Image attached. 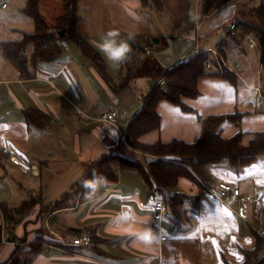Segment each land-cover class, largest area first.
Segmentation results:
<instances>
[{
  "label": "crops",
  "instance_id": "0c3cea01",
  "mask_svg": "<svg viewBox=\"0 0 264 264\" xmlns=\"http://www.w3.org/2000/svg\"><path fill=\"white\" fill-rule=\"evenodd\" d=\"M40 1L43 9L48 8ZM119 1L123 6V10H119L121 16L112 15L117 12L112 3L111 15L97 29H93L92 20L83 18L79 2L78 31L103 59L105 76L92 58L69 38L79 52L68 44L71 49L60 47L58 56L51 60L33 59V44H28L27 67L21 71L4 55L1 42L21 38L23 31L33 30L34 21L21 9L25 16L22 22L4 25L0 22V264L242 263L244 250L255 248L263 257L264 154L237 166L227 158L207 161L201 173L184 164L189 174L179 176L177 184L165 193L157 187L150 190L148 180L137 167L123 165L116 167L118 178L103 183L99 194L84 198L80 195L87 182L80 187L77 182L86 166L118 145L117 150L123 155L139 159L146 154L121 135H126L135 113L156 81L166 70L187 60L196 46L201 51H209L211 58L212 52L218 51L226 62L229 56L239 60L241 70L233 72L235 82L219 75L199 77L198 94L181 97L192 110L167 99L159 100L156 105L159 126L138 136V142L146 145L173 139L195 142L201 133L200 117L209 115L239 114L238 122L224 119L219 130L223 138L241 130V142L245 146L254 132L264 131V108L253 104L257 96L253 88L263 84L257 40L250 35L246 39L250 47L258 48L256 69L245 55L246 40H228L223 36L210 42L217 28L234 21L236 1L202 15L203 0H194L186 17L184 0H176L177 20L173 22L167 19L168 0H164L165 11L158 12L160 22L156 25L157 31L152 33L148 24H143L138 17V12L157 11L154 6H143L141 0ZM59 4L61 12L62 0ZM59 14L53 15L51 22ZM187 22H190L189 27H185ZM110 31L119 33L115 37L117 43H126L129 51L134 47L133 52L128 51L119 62L101 51ZM129 35L136 39H160L158 43L145 46L150 49V53H146L132 44ZM232 40L238 45L240 58L231 55ZM250 40L255 43L250 45ZM146 56L149 57L144 59L148 63L144 82L151 78L155 83L144 95L148 86L145 82L132 97L130 87L142 64L135 69L134 78L126 81L127 64L134 58L142 60ZM109 104L117 108L116 125L98 119ZM4 139L9 153L2 151ZM11 156L29 164L30 169L23 170L13 163ZM28 173L31 178L25 176ZM20 176L23 181H19ZM220 180L237 186L242 195L251 198L241 202L230 193L219 201L206 185ZM10 183H15L18 189ZM174 190L183 192L186 197L178 204H170L171 217L162 221L163 229L158 232L153 227V204L159 199L168 204ZM62 198H65L64 206L53 208L52 204ZM30 200L35 202L21 215V220L17 218L18 221L10 224L5 220L2 206L15 208ZM79 230L93 233L90 245L72 243L73 232ZM161 234L167 238L160 240Z\"/></svg>",
  "mask_w": 264,
  "mask_h": 264
},
{
  "label": "trees",
  "instance_id": "16d2710c",
  "mask_svg": "<svg viewBox=\"0 0 264 264\" xmlns=\"http://www.w3.org/2000/svg\"><path fill=\"white\" fill-rule=\"evenodd\" d=\"M79 1L80 0H62V11L55 17L54 21H48L41 10L40 0H26L22 9L24 13L32 17L34 27L31 31H23V35L19 39L3 40L1 42L4 55L13 62L21 71L25 70L28 63L26 47L28 44H33L31 56L33 59L51 60L60 53V46L57 43L59 37L69 38L79 45L82 51L92 58L93 62L98 66L100 73L105 76L106 71L104 61L96 50L91 46L87 39L82 35L77 28L79 20ZM143 6H154L157 12L165 11L164 0H141ZM194 0H184V14L187 17V10ZM236 0H203L202 15L209 14L220 8L221 6ZM240 11V10H239ZM236 10L234 23L236 28L226 33V36H231L234 39L240 38L244 40L251 33L257 36L260 61L261 62V77L264 86V0L259 5L248 7V9ZM255 14V18L251 14ZM248 16V17H247ZM232 23V22H231ZM230 24V23H229ZM224 25V28L228 27ZM190 22L185 23V27H189ZM65 29L66 35L60 36L57 30ZM132 44L140 46L143 52L145 46L158 43L159 37L149 39H136L135 36L129 35ZM130 49L129 54L133 52ZM223 49V48H220ZM128 54V55H129ZM211 59L209 51H201L194 59H187L172 66L166 70L164 77L167 86V92L162 91L160 86H154L152 90L144 97L142 107L135 113L131 124L126 131V141L134 148L143 151L151 152L155 157L147 158L141 155L140 158H134L121 154L118 147L109 151L102 158L90 163L86 166V170L82 178L77 182L80 187L84 182H87L85 189L82 191V197L87 195L99 194L102 190L103 183L107 181H115L118 178L116 167L123 165H132L141 170L142 174L149 182L150 190H156L155 187L165 193L167 189L173 188L177 184L179 176L189 174V171L184 164L192 167L195 171L201 173L204 162L217 161L222 158H227L233 166L245 164L254 160L257 156L264 154V131L254 132L250 142L242 144V131L238 130L231 137L223 138L220 135V124L224 119H233L238 122L239 114H221L209 115L200 117L201 133L195 142L187 143L182 140L173 139L170 142H156L152 145H146L138 142V136L143 133L157 128L160 122V115L156 111V105L159 100L167 99L174 103L180 104L183 109L192 110L186 105L181 97H194L198 94L197 80L204 75H219L235 82V75L230 70L222 72L212 71L206 68L205 63ZM141 60L134 58L127 64L125 78L128 81L134 78L135 69ZM105 78V77H104ZM107 80V76H106ZM264 90V89H263ZM264 104V103H263ZM264 108V105H263ZM158 156V157H156ZM168 156V158H166ZM174 156H178L175 158ZM181 158V159H180ZM176 160V161H175ZM181 191L174 190L168 197V206L171 203H180L186 196ZM67 196V194L65 195ZM64 195L62 197H65ZM65 199V198H64ZM64 199H59L52 204L53 208L64 206ZM35 201H25L18 207L10 208L2 206V213L5 220L10 224L21 220V215L25 214ZM171 210V208H170ZM18 216V217H17ZM18 218V220H17ZM1 231V229H0ZM87 231V230H85ZM84 232V230H83ZM82 230L75 231L72 238L82 234ZM93 242V233L90 232ZM1 236V234H0ZM245 259L242 263H233L226 261L225 264H264V256H261L260 251L255 248L253 250H244Z\"/></svg>",
  "mask_w": 264,
  "mask_h": 264
},
{
  "label": "rangeland",
  "instance_id": "374dc122",
  "mask_svg": "<svg viewBox=\"0 0 264 264\" xmlns=\"http://www.w3.org/2000/svg\"><path fill=\"white\" fill-rule=\"evenodd\" d=\"M2 0H0L1 2ZM6 1V4H9L7 9H3L1 10L0 8V22L2 23V25L4 24H9V23H14V24H18L20 22H22V19L25 17L21 11V9H23L26 0H4ZM60 1L61 0H42L43 5L47 4L48 8L43 9V7H41V10L44 14V16L48 19V21H52V16L59 14L60 12ZM262 0H236L235 5L238 6V11L241 12V9H248V7H252L255 5H259L261 3ZM80 5L82 8V13H83V18H85L86 20H92V24H93V29H97L98 26L103 25V20H107L108 17L111 15V11L113 10L110 5L112 3H114V7L115 10L117 12H113L112 15H118L119 17L121 16L120 11L123 10V6L120 3L119 0H80ZM176 0H168L167 2V11H168V16L167 19L170 20L172 19L173 22H176V17H177V10H176ZM1 7V6H0ZM120 10V11H119ZM132 11H134L133 9H131ZM89 13H92L89 15ZM164 16V15H162ZM251 16H253L255 18V14L252 13ZM138 17L141 19V21L143 22V24L146 22V24H148V29L149 31L152 32H156V25L159 24L160 22V14L157 11L154 10H140V12H138ZM248 17V16H247ZM22 18V19H21ZM91 18V19H90ZM93 18H96L93 19ZM148 18V21H146ZM30 19V17H29ZM134 22V21H133ZM13 25V24H12ZM1 29V28H0ZM165 29V28H164ZM166 31H169V28H166ZM91 32H95L94 30H90ZM223 36H226V32H225V28L224 27H219L217 28L213 34L211 35V43L215 40V39H220ZM3 37H8V36H3ZM11 37H15V36H11ZM228 40L233 39L231 36H226ZM254 38L255 40H257V36L255 33H251L250 38ZM248 40L249 37H246L244 39ZM247 40H246V44L244 43V47L246 49L245 55L247 57V59L252 63L253 67L256 69V64H257V59L255 57V54H258V48L257 46L255 47H250L249 44H247ZM232 44L229 45V48L231 49V55L240 58V54L238 51V45L236 44V42L234 40H232ZM249 42V41H248ZM258 42V40H257ZM58 45H60V47L64 46L65 49H71L72 47L75 48L76 50H78L77 46L72 43L69 39L67 38H63V37H59V40H57ZM68 44L69 46H72L71 48H68ZM67 46V48H66ZM79 52V50H78ZM149 56L144 57L136 66V68L138 66H142V68L140 70H137L136 72V81L135 83H133L134 85H132L130 87V96L133 97V92H137V90L141 89L144 85L145 82H147L148 86L145 87V93H147L149 91V89L151 88V86L155 83L153 80L151 81L150 79H146L144 82V77L145 74L147 73V68L146 65H148L147 63V59L144 61L145 58H148ZM227 62L229 63V65L234 66L235 63H239V60H232L227 59ZM111 67V65H110ZM117 67V65H116ZM114 68V67H113ZM151 68V67H150ZM115 69V68H114ZM116 73L118 71V67L115 69ZM156 76H159L158 74ZM150 81V82H149ZM259 86L263 87L262 83H259ZM103 95H105L104 92H102ZM141 95V94H139ZM106 97V96H105ZM138 151L143 152V150L138 149ZM146 154L144 155L147 158H153L155 157V155H153L151 152L145 151ZM158 157V156H156ZM175 158H177L178 156H174ZM166 158H168V156H166ZM181 159V158H180ZM178 160V158H177ZM176 161V160H175ZM25 175V174H24ZM25 176H27L28 178H31L30 173L26 174ZM19 181H23L24 179L21 178V176L18 178ZM11 185L15 186V183H10ZM17 188V186H15ZM18 189V188H17ZM0 221H1V216H0Z\"/></svg>",
  "mask_w": 264,
  "mask_h": 264
},
{
  "label": "built area",
  "instance_id": "2783aa9c",
  "mask_svg": "<svg viewBox=\"0 0 264 264\" xmlns=\"http://www.w3.org/2000/svg\"><path fill=\"white\" fill-rule=\"evenodd\" d=\"M6 2H1L0 6L1 7H6ZM236 28L235 23L232 22L229 24L228 27L225 28V32L228 33L231 30H234ZM255 42L253 40H250V45H253ZM146 53H150V49L146 48ZM201 50H199L198 46H196L189 54L188 59H194ZM213 53V58L209 59L205 65L206 68L212 71H217V72H222L224 70H230L232 72L237 73L238 71L241 70V65L238 63H235L234 66H229L225 60V58L222 56V54L218 51H214ZM156 86H160L162 91L167 92V86H166V81L164 77L159 78V80L156 81ZM257 92L256 98L253 100V104L256 105L257 107L261 108L264 104V86H255L253 88ZM117 117H118V111L117 108L114 106V104H109L107 105L104 110L100 112L98 115V119L103 122H108L110 124L116 125L117 124ZM121 138L123 140L126 139L125 135L122 134ZM2 151L4 153H9V148L8 145L5 141V139L2 141ZM11 160L13 163L18 164L21 166L23 170H29L30 165L20 161L19 158L11 156ZM207 190L216 198L220 200H225L226 197L231 193L239 198L241 202L248 201L251 196L250 195H242L241 190L237 187L232 185L231 183L220 180L214 183L213 185H206ZM154 207V222H153V227L155 230L158 232H161L163 227H162V221L164 219H168L171 217V210L168 204L162 200H156L155 203L153 204ZM167 238L166 235L161 234L160 240H165ZM72 243L74 245H83L87 246L92 243L91 235L88 231H84L82 234L76 235L72 238Z\"/></svg>",
  "mask_w": 264,
  "mask_h": 264
},
{
  "label": "clouds",
  "instance_id": "9594fccd",
  "mask_svg": "<svg viewBox=\"0 0 264 264\" xmlns=\"http://www.w3.org/2000/svg\"><path fill=\"white\" fill-rule=\"evenodd\" d=\"M119 33L110 31L107 33L104 43L101 45V51L107 55V57L113 61L119 62L123 60L129 51L126 43H117L115 37Z\"/></svg>",
  "mask_w": 264,
  "mask_h": 264
},
{
  "label": "water",
  "instance_id": "95a60500",
  "mask_svg": "<svg viewBox=\"0 0 264 264\" xmlns=\"http://www.w3.org/2000/svg\"><path fill=\"white\" fill-rule=\"evenodd\" d=\"M57 33L60 35V36H64V35H66V30L65 29H59V30H57Z\"/></svg>",
  "mask_w": 264,
  "mask_h": 264
}]
</instances>
